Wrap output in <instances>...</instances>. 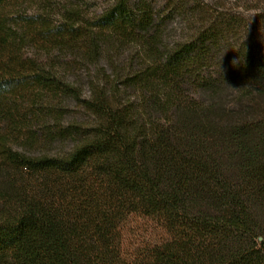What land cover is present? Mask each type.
Listing matches in <instances>:
<instances>
[{"label": "trees", "instance_id": "trees-1", "mask_svg": "<svg viewBox=\"0 0 264 264\" xmlns=\"http://www.w3.org/2000/svg\"><path fill=\"white\" fill-rule=\"evenodd\" d=\"M22 1L0 0V264H264V15ZM64 56L97 69L90 99ZM65 100L92 121L64 125ZM136 217L157 233L132 249Z\"/></svg>", "mask_w": 264, "mask_h": 264}, {"label": "rangeland", "instance_id": "rangeland-1", "mask_svg": "<svg viewBox=\"0 0 264 264\" xmlns=\"http://www.w3.org/2000/svg\"><path fill=\"white\" fill-rule=\"evenodd\" d=\"M113 0H86V4L84 3V11L89 16H95L101 13L105 7H107ZM203 4L209 5L215 9L221 10H229L235 14H242L246 17L251 24H254L259 21V15H264V0H201ZM70 3V0H32L31 1H22L16 10L25 14V15H33L39 14L44 11L47 7L51 9H55L57 13L58 7L67 5ZM261 18V17H260ZM264 18V17H263ZM185 21V22H184ZM188 21V20H187ZM264 21V20H263ZM191 22L184 18L178 17L175 18L173 25L169 26V33L172 39H176L177 36L192 33L191 31ZM178 36V37H179ZM25 57L34 58L43 63H50L51 58H48L44 55L43 52L34 48V46H26L23 50ZM73 57H63L60 60L59 64H63L61 67L62 73L65 79L73 83L75 86L79 88L82 99H90L92 95L91 82L92 79H96L97 69L92 67L91 69L82 68V64L77 62V66H72L73 63H69V67L65 63L74 61ZM80 63V64H79ZM67 67V68H66ZM55 104H58L56 102ZM59 107H66L63 117V124L68 125L72 121L80 122V123H90L92 118L83 110L76 100H65L62 104L58 105ZM32 122V121H31ZM34 130L39 129V125L36 124V121H33V124H30ZM61 144L55 143L52 146L53 151H57ZM16 148H21V145H15ZM128 229V245L130 248L134 249L139 244H142V241L145 239H149L152 235V231L157 233V229H155L154 224L145 220H142L138 217L134 218L130 221L127 226ZM160 234V233H159Z\"/></svg>", "mask_w": 264, "mask_h": 264}]
</instances>
